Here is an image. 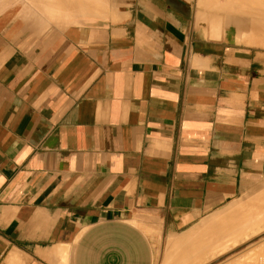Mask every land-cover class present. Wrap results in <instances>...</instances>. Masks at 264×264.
Listing matches in <instances>:
<instances>
[{
	"label": "crops",
	"instance_id": "0c3cea01",
	"mask_svg": "<svg viewBox=\"0 0 264 264\" xmlns=\"http://www.w3.org/2000/svg\"><path fill=\"white\" fill-rule=\"evenodd\" d=\"M213 1L0 0V264H160L259 192L264 47Z\"/></svg>",
	"mask_w": 264,
	"mask_h": 264
},
{
	"label": "bare ground",
	"instance_id": "6f19581e",
	"mask_svg": "<svg viewBox=\"0 0 264 264\" xmlns=\"http://www.w3.org/2000/svg\"><path fill=\"white\" fill-rule=\"evenodd\" d=\"M36 1H38V0H36ZM57 1L61 2V0H57ZM211 2H214V1L211 0ZM204 4H205V2H203V5ZM32 6H33V4H32ZM206 6H208V3ZM206 6L204 5V7H206ZM217 6H218L217 9H218L219 13L223 14L222 17L225 18L226 22L229 21V23L233 24V26L235 27V29L237 31V36L242 43H245V44L251 43V42H249L250 38H253V39L258 38V39L264 40V0H229V1L226 0L225 4L222 5L221 3H217ZM212 7H210V8H212ZM206 8H209V6ZM212 9H214V8H212ZM217 9H215V10H217ZM121 16L123 17L124 15H121ZM126 16L127 15H125V17ZM244 197H245V195H244ZM263 202H264V185L259 190L258 193H255L252 196H249V197H246L245 199L234 202L233 204L225 207L224 209L220 210L219 212L213 214L212 216L204 219L201 222V224L197 227L196 231L193 229L195 231V233L192 232V234H195L196 236L198 235L197 239H199V241H200L199 244L197 245V248H199V249L197 250V248H196V251L193 250L194 251L193 256H194V254H196V255L200 254V256L199 257L194 256V258H192L193 257L192 255L190 257V255H188V253L185 254V251H186L185 250V251H183L184 254H183V252L181 254H179V257L186 255V258L183 256L185 261L181 260L182 263L187 262L186 261V259L188 258L187 256H189L191 259H194V261H193V260H190L188 258L190 260L189 262L192 261V263L193 262L195 263V260L199 259L197 264L202 263V261L200 262V260H203L202 258L204 256H206L205 258H207V254L209 255L208 251H207V253L206 252L202 253V251H205L206 249L210 250L209 252L211 253L212 256L215 253H217V256L218 255L221 256L223 254H227L228 250H229V252L231 250H233L232 247L237 248L243 242H244L243 244H245L246 242L248 244H250V242H252V240L250 238H252V236H254V238H255L256 233H259L260 231L264 230V225H263V223H261V222H264V220H262L264 218H262L259 211L257 212V209L261 210V207L264 208ZM263 210H262V212H263ZM257 215L261 216V217H259L262 220V221L260 220L261 222H259V219L256 220L258 218ZM255 216L257 218L254 219ZM259 224H262V226H260V228H256V226H259ZM251 231H253V235L249 236V232L251 233ZM261 236L264 238V235H261ZM168 240H170V239H168ZM170 241L172 244L170 243ZM170 241H169L168 245L171 244V246L173 248L170 246H169V248H171L173 250L174 249L178 250V248H175L178 246H180L182 248V246L184 244L183 242H177V240H174V239L170 240ZM167 249H168V247H167ZM171 249L170 250L168 249V250L171 251ZM173 250L170 252L171 253L170 255H172V253H174ZM197 252H199V253H197ZM211 255H209V256H211ZM212 256H211V259H212ZM196 257H198V258H196ZM227 261H225V262H227ZM173 262L171 261V264H178L179 263L178 261H176V263H173ZM182 263H179V264H182Z\"/></svg>",
	"mask_w": 264,
	"mask_h": 264
},
{
	"label": "rangeland",
	"instance_id": "374dc122",
	"mask_svg": "<svg viewBox=\"0 0 264 264\" xmlns=\"http://www.w3.org/2000/svg\"><path fill=\"white\" fill-rule=\"evenodd\" d=\"M222 1H226V0H222ZM227 1H229V0H227ZM249 42H251V43H249L248 45H252V46H257V47H264V40H262V39H258V38H250V41ZM264 203V202H263ZM262 204V203H261ZM262 206V205H261ZM264 207V206H263ZM260 208V207H259ZM264 208H262L261 207V210H258L257 209V212L259 211V213H260V215L262 216V218H264V210H263ZM262 210H263V212H262ZM255 211V210H254ZM258 213V214H259ZM258 216L257 215V217L255 216L254 217V219L255 218H257L256 220H258L259 219V222H261L262 220H264V219H262L261 220V218H259V217H261V216ZM261 220V221H260ZM255 221V220H254ZM257 222V221H256ZM261 223H263V225H264V222H261ZM260 226H262V224H259V226H256V228H260ZM261 232V233H260ZM259 233H256V235H255V238H254V236H252L253 235V231H251V233L249 232V236H252V238H250L251 240H252V242H250V244H248L247 242V244L245 243V244H241L240 246H238L237 248H234V247H232V249L233 250H231L230 252H229V250H228V253L227 254H223V255H218L217 256V253H215L213 256L211 255V253L209 252L210 250H205V251H202V253L204 252H206L207 253V251H208V253H209V255H211L212 256V259H211V256H209L208 254H207V258H205L206 256H204L202 259L203 260H200V262L202 261V263H200V264H264V238L261 236V235H264V230L263 231H260ZM259 235V236H258ZM263 239V240H262ZM203 241V240H202ZM255 242V243H254ZM255 245V246H254ZM251 247V248H250ZM175 248H180V246H178V247H175ZM196 248H197V246H196ZM196 248L194 249H187L186 251H185V254L186 253H188V255H190V257H191V255L193 256V253H194V251L193 250H195L196 251ZM199 248H197V250H198ZM175 250V249H174ZM174 250H173V252H174ZM184 250H181V253L183 252ZM200 251V250H199ZM245 251V252H244ZM170 251L167 249V247H166V252H165V258L163 259V262L161 263L160 262V264H171V261L173 262V263H176V261H178L179 263H182V261L184 260V257L186 258V255H183L182 257L180 256V257H174V259L173 258H170V254L171 253H169ZM192 252V253H191ZM197 253H199V252H197ZM173 254V253H172ZM183 254H184V252H183ZM178 256H179V254H177ZM194 256H200V254H198V255H196V254H194ZM194 256L192 257V258H194ZM209 256V257H208ZM190 260H193L194 261V259H191L189 256H187ZM198 257H196V258H198ZM214 257V258H213ZM176 258V259H175ZM187 258V259H188ZM172 259V260H171ZM186 259V263L184 262V263H182V264H197L198 263V261H199V259H196L195 260V263L193 262L192 263V261L191 262H189L190 260L188 259L187 260ZM201 259V258H200ZM210 259V260H209ZM170 262H169V261ZM182 260V261H181ZM206 260V261H205ZM228 260V261H227ZM185 261V260H184ZM225 261H227V262H225ZM168 262V263H167ZM178 263V264H179Z\"/></svg>",
	"mask_w": 264,
	"mask_h": 264
}]
</instances>
